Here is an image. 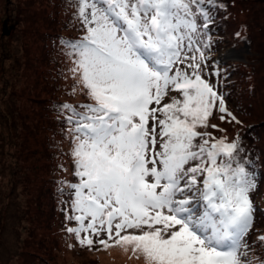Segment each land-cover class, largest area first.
Wrapping results in <instances>:
<instances>
[{
  "label": "snow or ice",
  "instance_id": "1",
  "mask_svg": "<svg viewBox=\"0 0 264 264\" xmlns=\"http://www.w3.org/2000/svg\"><path fill=\"white\" fill-rule=\"evenodd\" d=\"M214 2L77 0L85 35L66 46L92 103L83 112L62 107L72 113L79 178L70 185L79 215L68 217L78 226L67 231L81 245L103 232L97 243L131 247L145 264H251L242 249L255 176L239 137L229 143L207 131L217 128L209 122L217 101L221 120L240 123L200 74L211 47L202 40L211 21L204 5ZM186 61L191 73L177 67ZM170 91L182 101L162 105Z\"/></svg>",
  "mask_w": 264,
  "mask_h": 264
},
{
  "label": "rangeland",
  "instance_id": "2",
  "mask_svg": "<svg viewBox=\"0 0 264 264\" xmlns=\"http://www.w3.org/2000/svg\"><path fill=\"white\" fill-rule=\"evenodd\" d=\"M1 1L0 18L2 19L5 14L3 7L8 4L10 12L18 20L13 26L0 24V264H29L27 258L35 257L39 260L46 257L47 253L42 248L37 246L29 247L27 244L32 239H42L44 230H41L37 225V221H34L32 218L38 212L36 207H32L29 213H21L20 206L24 208L28 196L24 192L25 184H17L14 180L13 171L15 164L19 162L26 171L23 176H31L33 178V170L38 167V176L44 181L45 174H43L42 168L44 165L48 168V163L45 160L43 162L41 157L39 140L38 143L34 141L35 137L32 130L36 119L35 112L42 106V95L35 86V76L38 69L35 68L34 59L37 58L38 48L41 45V41L37 40L39 38L38 35L42 34L45 30V25L41 20L40 14L43 5L40 2H36V0ZM251 4L254 7L255 18L260 21L257 23H261L264 28V0H252ZM44 5L47 12L49 9L47 7L48 4ZM26 15L29 17L28 19H24ZM210 17L211 21L206 30L207 34L202 37V40L203 42H207L210 38L211 47L204 50L206 59L201 63L200 74L206 82L213 86L218 95L223 97L225 104L228 103L229 108L234 111L235 104L232 98L234 93L231 82L235 81L232 80V77L236 68L232 64L238 63L240 72L242 62H247L250 57H257L249 43L243 39L244 34L246 35V28H244L243 32L241 29V27H244V24L252 20V17L250 15L248 17L241 15L237 17V20H228L224 23V26L220 25L221 23L216 14H211ZM197 22L198 24H203V18H198ZM201 30L204 31L203 29ZM26 48L29 52L25 51ZM229 53H233V55L229 56ZM188 55L191 56L193 53L189 52ZM195 55L197 62H200L199 53H195ZM55 57L57 60L61 58L57 54ZM187 63L186 61L185 64L177 65V67L186 69L191 73L192 69L186 68ZM56 64L53 63L52 66L58 74V69L55 67ZM66 64L67 62H64L63 65ZM72 67L73 64L68 68L72 69ZM49 69L45 64L42 65L41 70H39L41 76L43 77L44 73L47 76ZM216 69L220 70V73H217ZM58 75L63 78V82L60 80L62 86L65 85V88L71 91L70 96L65 93L61 95V98L69 103L70 106L71 103L77 101H91L87 95V90L83 89L82 85L78 82L79 73L67 72L65 69ZM239 78L240 76L237 77V80ZM243 87H246L245 83L239 87L236 94L243 95L244 97L245 93H239ZM37 94H39L38 102L40 105L37 103V99H35L37 98ZM262 97L261 101H263V105L259 106L257 104L258 109L254 113L253 121L257 122L262 130H264V92ZM173 98L181 101L183 99L180 93L170 91L162 100V105L172 102ZM16 112H20V114L14 115ZM67 114L70 117V111H67ZM220 115L217 101L209 122L210 124H220L223 138L226 142L231 143L237 137L229 125H224L219 118ZM7 116H9L10 120L5 118ZM52 119L54 127L50 128L49 126L52 130L51 132L58 129L56 125L60 123L55 114L52 115ZM73 128L71 126L64 127L62 130H64L67 137L58 136L56 140L61 143V150L66 153V156L69 155L68 159L73 161L71 169L75 172ZM213 129L209 127L207 131ZM198 130L204 131V129ZM262 142L264 145V138ZM241 144L239 141V147L243 151ZM36 150L40 152L34 158L31 152ZM25 153L29 155L28 160L30 161L24 160L21 157ZM253 162V159L249 160L250 165L247 166L248 170L254 173L255 176V188L250 192V199L255 209L253 213L254 221L252 228L245 237L248 248L246 250L242 249V251L247 252L246 259L251 261V264H260L261 261H264V242L259 239V237L264 236V172L261 177L257 170L251 166ZM188 166H191V164ZM70 176H73L71 171L67 173L65 178L67 179ZM71 180H69V185L66 188L68 191L66 208L69 206L72 210L75 196L74 193L69 192ZM45 204H51L48 195L45 198ZM44 207L50 216L51 209L48 205ZM68 212L71 213L73 211ZM76 215H79V213H76ZM77 226V222L71 219L66 222L62 231L53 234V237L55 235L60 241V249L57 247V249L52 250L53 264H145L144 257L134 255L131 247L125 249L122 246L114 245L104 248L97 243L99 239H107V236L103 232L99 237H92L94 243L91 247L86 244L81 245L76 235L70 233L71 240L68 241L66 247L61 234L68 232V228H75ZM88 235L90 233L82 232L81 238Z\"/></svg>",
  "mask_w": 264,
  "mask_h": 264
},
{
  "label": "trees",
  "instance_id": "3",
  "mask_svg": "<svg viewBox=\"0 0 264 264\" xmlns=\"http://www.w3.org/2000/svg\"><path fill=\"white\" fill-rule=\"evenodd\" d=\"M4 1L7 2L8 0ZM36 2H40L43 5L40 14L41 20L45 25V30L42 34L38 35L39 38H37V40L41 41V45L38 48L37 58L34 59L35 68L38 69L37 75L35 76V86L42 95V106L35 112L36 119L32 130L35 137L34 141L38 143L39 140L41 157L43 162L45 160L48 163V168L45 167V165L42 168L43 174H45L44 181L38 176V167L33 170V178L31 176L24 177L23 174L26 171L19 162L15 164L13 174L17 184H25L24 192L28 196L25 205L26 208L25 206L24 208L20 206L22 210L21 213H29L32 207H36L38 212L35 213L32 218L34 221H37L38 227L44 230L42 239H32L28 241L27 244L29 247L37 246L42 248L47 253L46 257L39 260L35 257H30L27 258L28 262L29 264H53L52 250L55 248L57 249V247L60 249V241L55 235L53 237V234L64 229L66 222L71 220L68 217H74L76 215L75 212H68L72 211L69 206L66 208V201L68 198V191L66 188L71 179L70 185L79 183V178L71 169L73 161L68 159L69 155L66 156V153L61 150V143L56 140L58 136L67 137L64 130H62L64 127H74L73 123H69L68 110L62 107L63 105H69V103L61 98V95L64 93L70 96L71 91L65 88V85L62 86L60 80L63 82V78L58 74L65 69L67 72H73L78 57L77 54L66 45L70 41L76 42L81 40L85 35V31L77 15V0H36ZM251 2L252 0H215L214 3L205 4L204 7L209 9L210 16L211 14H216V17H218L221 23L220 25L223 26L228 20H237V17L241 15L246 17L250 15L252 17V20L244 24V27H241V29L243 32L244 28H246V35L244 34L243 39L249 43L252 51L256 53L257 57H250L247 62H242L240 72L239 64L235 63V65L231 63L232 66L234 65L236 68L232 77V80L235 81L231 82L234 93L232 98L235 104L234 111L231 110V114L240 123L232 121L229 116H226L225 120H222V122L224 125H229L231 127V130L235 132L236 137H239V141L242 143L243 151L240 152V159L245 162L246 165H250L249 160L253 159L254 162L251 166L254 167L262 177L264 172V145L262 142L264 130H262L257 122L253 121V117L256 109H258L257 104L259 106L263 105V101L261 100L264 92V28L261 23H257L260 21L254 16V7ZM1 4L2 1L0 2V6ZM44 4H48L47 7L49 9L47 12ZM3 10L5 14L2 19L0 18V24L4 26H13L18 19H15V16L10 12V6L8 4L5 5ZM28 18L27 15L24 17V19ZM25 51L29 52L27 48ZM56 54L61 57L59 60L56 59ZM64 62H67V64L63 65ZM53 63H57L55 67L58 69V74L56 70L53 69ZM32 64L34 65L33 62ZM44 64L50 69L47 71V76L46 73H44L42 77L39 70H41ZM72 64V69H69L68 67ZM239 76L240 78L237 80ZM244 83L246 87H243L242 91L239 92L240 94L245 93L243 97V95L236 94V91L239 87L243 86ZM38 97L39 94H37V98L35 99H37V103L39 104ZM48 102H50V104H48ZM89 103L92 102L77 101L71 103V106L78 112H83L84 109L81 106ZM15 114L19 115L20 112H16L14 115ZM53 114L56 115L60 123L56 125L58 129L51 132L52 130L50 128L54 127L52 122ZM5 118L10 120L9 116ZM215 125H217L218 130H211V133H216L220 139L223 138V131L220 124ZM39 152V150L32 151L31 155L35 158ZM28 154L25 153L21 157H23L24 160L30 161L28 160ZM69 171L73 173V176L66 179L65 177ZM48 185L50 186L49 188ZM69 192L74 193V190L70 187ZM47 195L51 200V204H45ZM47 205L51 209L50 216L47 214V210L44 207ZM89 220L90 218H87L85 224H87ZM61 235L67 247L68 241L71 240L70 233L66 232Z\"/></svg>",
  "mask_w": 264,
  "mask_h": 264
},
{
  "label": "bare ground",
  "instance_id": "4",
  "mask_svg": "<svg viewBox=\"0 0 264 264\" xmlns=\"http://www.w3.org/2000/svg\"><path fill=\"white\" fill-rule=\"evenodd\" d=\"M233 55V53H229V56Z\"/></svg>",
  "mask_w": 264,
  "mask_h": 264
}]
</instances>
